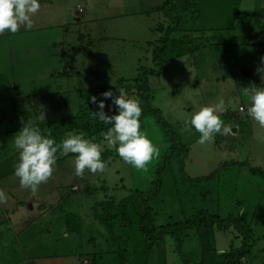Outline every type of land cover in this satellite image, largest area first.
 Returning <instances> with one entry per match:
<instances>
[{"label": "rangeland", "instance_id": "rangeland-1", "mask_svg": "<svg viewBox=\"0 0 264 264\" xmlns=\"http://www.w3.org/2000/svg\"><path fill=\"white\" fill-rule=\"evenodd\" d=\"M50 1L52 6L41 5L35 15V18L39 14L42 16L39 17L38 25H45L48 21L50 25L44 27H52L46 29L52 32V37L56 34L58 40L65 37L66 45L72 46L73 42L69 44L68 41L73 40L75 46L81 45L82 43L76 41L77 36H82L83 43L92 44L86 54L76 59L70 74L69 87L74 92L77 91V96L61 95L64 97L61 110L69 117L85 102L96 105L91 102L92 96L101 99L100 94L109 90L114 96H118L119 86L133 83L144 70L158 68L152 62V49L158 45L157 41L162 34L156 30L162 22L161 14H141L139 6L137 10H123L121 6H128L124 0H107L105 4H108V10L104 14L98 11L77 13L76 5L83 2L82 0ZM93 1L96 4L101 0ZM152 2L161 5L162 1L150 0L149 4L153 5ZM240 2L197 0L196 22L185 23L182 29L186 30L187 37L190 27L193 32L199 28L202 32L197 33H204L203 37L198 34L200 39H211L210 42L214 43H203L201 47L200 41L192 34L193 44L181 46V36L184 37V34H172L171 38L176 42L172 43L168 54L178 57L167 60L160 74L147 76L151 106L159 111L161 119L180 142L188 147V156L183 162L184 175L187 178L209 176L208 180L197 183L182 181L184 178L180 172L181 164L176 159L170 160L159 175L160 190L151 199L149 206L155 228L180 223L202 213L218 214L222 218L229 215L240 217L243 225H249L252 230V249L243 264H262L264 177L250 173L249 168L264 172V128L247 115V110L239 117L226 116L235 115L240 105L247 109L250 99L244 95V89H255L258 85H245L247 81L241 77V65L248 62V55H241L238 59L231 56L228 59L222 49L225 41L223 43L219 38L212 39L215 37L214 31L218 36L220 31H226L224 29L232 26L228 18L231 11L234 12L236 8L247 9L250 5L249 0ZM143 8L142 6L141 9ZM234 22L233 27H236L238 36L235 41L245 40V36L238 33L241 21ZM61 28H65V32ZM42 30L43 28L36 32ZM89 30L90 39L86 35ZM61 35L64 37L60 38ZM181 51L186 52L181 54ZM255 68L258 69V66ZM223 77L225 79L221 80ZM220 100L224 101L223 110L218 111L217 115L232 132L228 135L215 134L210 143L201 145L197 143L200 134L191 128L187 120L200 107H215ZM109 104L111 100H105L106 107ZM69 119L70 122L73 120ZM141 125L143 132L158 148V155L146 165V169H137L125 163L115 149L105 148L102 152L108 156L105 169L96 173L85 169L84 174L80 175L85 177L81 185L91 187L93 194V188H98L94 195H71L69 188L63 187L59 189V194L62 191L65 200L61 201L57 210L52 208L46 218H41L38 208L35 207L29 213L24 212L23 216L21 214L20 221L13 222V226L4 217L0 220V235L3 236L0 237L3 241L0 242V264H91V255L97 253L103 256L100 264H115L113 260L118 257L117 244L111 241L105 229L94 220L92 208L105 200H112L116 204L134 190L152 189V180L156 177L155 172L160 167L167 143L154 118L148 116L141 119ZM104 133L106 131L99 134L96 142L104 143ZM53 138L57 142L64 139L61 131L55 133ZM75 155L58 153V165H54L56 174L53 173L49 179L57 183L67 182L75 173ZM66 192L69 193L68 196H65ZM31 193L27 188L25 196ZM25 207L28 208L27 205ZM74 216H77L80 223L77 234V221ZM30 225L32 226L29 227ZM43 225L51 236L46 237L43 233L41 235ZM187 232V238L180 245L179 258L174 254V245L169 236L164 237L158 245L148 248L141 238L135 217L130 219L126 227L116 231L115 238L119 237L120 240H116L124 242L125 256L133 252L124 264H184L186 258L190 257L194 262L199 257L196 233L193 230ZM212 237L217 256L241 245V238L232 228L228 231L213 228ZM157 258L162 260L157 263ZM193 262L190 261L189 264Z\"/></svg>", "mask_w": 264, "mask_h": 264}, {"label": "crops", "instance_id": "crops-1", "mask_svg": "<svg viewBox=\"0 0 264 264\" xmlns=\"http://www.w3.org/2000/svg\"><path fill=\"white\" fill-rule=\"evenodd\" d=\"M82 1L76 5V11L79 14L94 11L104 14L108 10L106 8L108 4H105L107 0L98 1L96 4L93 0ZM124 1L128 3V6H121V9L131 10L134 8L137 10V6H139L138 10L141 14L155 12L154 9L159 6L153 2V5L149 4L150 0ZM249 1L250 5L247 9L236 8L239 15L235 17L236 22L241 21L238 25L239 28L237 27L238 33L245 36V40L235 41V37H238L236 36V27H233L235 20H233L232 26L224 29L226 31H220L218 36L214 31L213 36L215 37H211H213L212 39L219 38L223 43L225 41L222 49L228 59H231V56L238 59L241 55H248V62L241 65L243 66L240 69L242 70L241 77L247 81L245 85L252 83L258 87H264V61L261 60L264 57V0H258V3H255L257 0ZM40 2L41 5L52 6L50 0H40ZM238 2L241 3L240 0ZM142 6L143 9H141ZM78 7L81 12L78 11ZM39 17L42 16L39 14ZM39 17H33L31 28L21 26L16 33L5 31L0 34V190L6 195V201L0 203V220L4 217V220H7L11 226H13V222L20 221L21 214L23 216L24 212L29 213L35 207L38 208L41 218H46L52 208L57 210L61 201L65 200L62 197V191L59 194V189L63 187H68L71 195L72 193L76 195L83 193L86 196L94 195L98 189L93 188L95 190L93 194L91 187L81 185L85 177H75V173H73L65 183H61V181L57 183L49 179L46 183L39 185L35 193L32 192L31 195L25 196L27 188H22L19 179L14 175V167L18 162L19 153L14 146L13 137L24 123L26 124L29 120L33 121L43 135H50L52 138L59 131H61L62 138H65L67 133H75L68 130L69 118H73L75 114L69 117L67 113L62 112L61 105L63 106L64 97L61 95L75 94L77 96V91L74 92L69 87L70 74L73 72L76 59L80 55L86 54L92 45L90 42L83 43L82 36L76 38L78 43H82L81 45L75 46L74 40L68 41L69 44L73 42L72 46L66 45L64 35L60 37H64L63 39L58 40L56 34L52 37V32L46 29L52 27H44L50 25L47 20L45 25H38ZM76 20L80 21L78 18ZM42 28V31L36 32ZM61 29L64 32L66 30L65 28ZM197 32L202 31L197 28L194 33L197 41H200L201 47H203V43H214L210 42L211 39H200L198 34L203 37L204 33ZM210 32L212 34V30ZM86 35L89 39L91 38L90 30ZM250 40L252 41L249 42ZM255 43L257 47H255ZM256 65L258 69L255 68ZM247 68H251L253 72L252 79L242 75V72ZM229 76L232 77V75ZM224 79L225 77L221 80ZM239 108H243L242 111H239ZM239 108L235 115L227 114V118L239 117L247 110L243 105H240ZM61 122H67V124ZM53 173L56 174V168ZM68 194L66 192L65 196ZM42 233L46 237L51 236L44 225L41 235ZM0 237H3L2 234ZM0 242L3 241L0 240Z\"/></svg>", "mask_w": 264, "mask_h": 264}, {"label": "trees", "instance_id": "trees-1", "mask_svg": "<svg viewBox=\"0 0 264 264\" xmlns=\"http://www.w3.org/2000/svg\"><path fill=\"white\" fill-rule=\"evenodd\" d=\"M196 4L197 0H162L161 5L154 9L155 12L161 14L162 16V22L156 29L162 34L157 41L158 45L152 49V62L157 65L158 68L156 70H144L133 83L124 84V87H118L119 91H122L127 97L135 98L140 101L142 107L140 120L148 116L156 120L162 130L167 147L162 153L159 163L160 167L155 172L156 177L152 180L151 190H134L131 194L122 198L116 204L112 200H105L97 203L92 208L94 220L105 229L111 241L117 244L116 247L118 257H115L113 260L115 264H124L126 259L133 255V252L131 251V255L125 256V247L123 246L124 242L116 240H120L119 237L115 238L117 235L116 231L126 227L132 217L136 218L141 238L143 242L147 244L148 248L158 245L164 237L169 236L172 239L171 242L174 245V254L177 258L181 256L180 245L183 243L184 239L187 238V231L193 230L196 233L199 257L198 260L195 259L194 262L192 258H186L184 264H189L190 261L193 262V264H243L245 257L250 254L252 249V230L249 225H243L240 217L229 215L222 218L218 214L214 215L202 213L180 223L168 224L157 228H155L152 224V213L149 202L152 198L157 196L161 186L159 175L164 166L170 160L176 159V161L181 164L180 172L184 178L182 181L185 180L191 183H197L209 179V176L187 178L184 175L183 162L188 156V147L183 144L182 141L180 142V140L170 130L169 126L161 119L159 111L151 106V95L147 84L148 75L160 74L163 71L164 63L167 60L178 57V55L168 54V51L172 47V43L176 42L173 41V38H171L172 34L180 32L181 34H184V37L181 36V46L183 44L184 46H187V44H193L192 34L195 32L192 31V27H190V30L187 31L189 37L185 36L186 30L182 29V27L185 23L190 24L192 22H196ZM238 15L239 13H237V10L234 12L231 11V14L228 16L231 24ZM190 50L192 49L190 48ZM186 51H181V54H185ZM97 111H99L97 105H92L91 103L86 102L85 104H81L73 116V120L69 123L68 130H72L75 133L82 132L84 133L85 138H95L94 140L96 142L99 134L107 131L108 128L111 127V125H106L101 122L93 114ZM104 111L108 115H113L115 113V106H113L112 111H109L108 107H105ZM107 157L106 153L101 155V159L105 163L107 161ZM249 171L254 175L264 177V172L261 170L249 168ZM87 192L89 191L87 190ZM76 217L77 216H74V219L77 221L76 231L74 230L75 234L79 233L80 230V223ZM213 228L218 231H228L232 228L241 238L240 247L230 249L229 251L222 253V255L217 256L215 254L213 244ZM102 257L103 256L99 253H97V255L92 254L90 263L100 264ZM161 260V258L156 259L157 263ZM262 264H264V261Z\"/></svg>", "mask_w": 264, "mask_h": 264}, {"label": "clouds", "instance_id": "clouds-1", "mask_svg": "<svg viewBox=\"0 0 264 264\" xmlns=\"http://www.w3.org/2000/svg\"><path fill=\"white\" fill-rule=\"evenodd\" d=\"M41 8L40 0H0V34L16 33L21 26L31 28L33 17ZM264 61V57L261 58ZM101 99L92 96L91 102L99 111L93 113L101 122L111 125L104 133V143L85 138L84 133H67L57 142L50 135H43L39 127L31 120L14 135V146L19 153L14 167V175L19 179L22 188H29L33 193L38 186L46 183L53 175L57 154H76L74 161L75 174L83 175L85 169L96 173L106 167L101 159L102 152L115 149L118 156L127 164L137 169H146V165L158 155V148L143 132L141 125L142 107L139 100L127 97L122 91L114 96L111 90L100 94ZM244 95L250 99L247 115L261 128H264V87L245 88ZM111 100L106 114L105 100ZM224 101L213 106H203L195 111L187 123L200 135L197 143H210L215 134L228 135L232 129L217 115L223 110ZM6 201L5 193L0 190V203Z\"/></svg>", "mask_w": 264, "mask_h": 264}, {"label": "water", "instance_id": "water-1", "mask_svg": "<svg viewBox=\"0 0 264 264\" xmlns=\"http://www.w3.org/2000/svg\"><path fill=\"white\" fill-rule=\"evenodd\" d=\"M251 73H252V74H251ZM242 75L245 76V77H247V78H250V79L253 78V77H252L253 72H252L251 68H247V69H245V70L242 72Z\"/></svg>", "mask_w": 264, "mask_h": 264}, {"label": "built area", "instance_id": "built-area-1", "mask_svg": "<svg viewBox=\"0 0 264 264\" xmlns=\"http://www.w3.org/2000/svg\"><path fill=\"white\" fill-rule=\"evenodd\" d=\"M79 12H81L80 8H77ZM243 108H239V111H242ZM74 189V188H73Z\"/></svg>", "mask_w": 264, "mask_h": 264}]
</instances>
